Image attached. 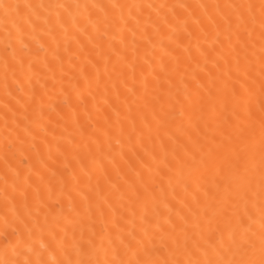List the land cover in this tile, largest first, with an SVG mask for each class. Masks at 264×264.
<instances>
[{"label": "snow or ice", "instance_id": "obj_1", "mask_svg": "<svg viewBox=\"0 0 264 264\" xmlns=\"http://www.w3.org/2000/svg\"><path fill=\"white\" fill-rule=\"evenodd\" d=\"M0 264H264V0H0Z\"/></svg>", "mask_w": 264, "mask_h": 264}]
</instances>
